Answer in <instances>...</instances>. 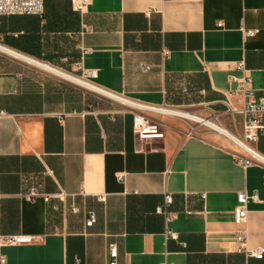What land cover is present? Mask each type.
Segmentation results:
<instances>
[{
  "label": "crops",
  "instance_id": "1",
  "mask_svg": "<svg viewBox=\"0 0 264 264\" xmlns=\"http://www.w3.org/2000/svg\"><path fill=\"white\" fill-rule=\"evenodd\" d=\"M72 2L42 0L40 16L0 17V236L33 238L0 246V256L6 264H107L114 245L116 264H264V255L245 257L232 245L243 232L247 249L264 247L263 168H242L224 139L185 137L184 124L161 117L153 119L162 139L138 150L128 113L9 54L75 75L94 70L104 90L216 114L240 136L241 118L220 101L246 77L253 97L264 98V0H87L81 13ZM253 148L264 156V135ZM30 189L38 196L27 199ZM238 192L256 197L240 225ZM165 195L168 221L154 214Z\"/></svg>",
  "mask_w": 264,
  "mask_h": 264
},
{
  "label": "built area",
  "instance_id": "2",
  "mask_svg": "<svg viewBox=\"0 0 264 264\" xmlns=\"http://www.w3.org/2000/svg\"><path fill=\"white\" fill-rule=\"evenodd\" d=\"M86 4L87 0H73L72 10L74 12L81 13L84 10ZM41 14L42 0H0V17L40 16ZM86 31L87 29L84 28V32ZM255 33V30H246L243 32V36L251 37ZM9 54L16 59L22 60L27 65L33 68L39 69L46 74L55 76L61 81L66 80L62 76H57L53 74L51 69L59 71L60 73H63L65 75H72L76 78H79L82 81L90 84L93 89L123 101V103L120 104L116 102L114 103L122 106L124 108V112L130 115L131 130L138 150L143 149L142 145L144 144V142L162 139V126L153 119V117H161L184 124L186 127V131L184 133L185 137L196 136L199 135L200 131H203L214 134L224 139L233 148V159L238 166L242 168H246L249 166H258L264 169V156L258 153L253 148V144L257 141L258 137L264 135V126L261 124V117L264 115V98L253 97L252 90L249 88L250 80L247 77L240 81L236 89L224 92L223 98L220 101V103L224 107V113L226 115L230 116L231 118H234L235 116H239L241 118V135L235 136L225 130L218 123V115L216 114H212L211 116L205 118L192 114L188 111L164 104L150 105L133 101L97 86L93 82L96 77V72L94 70H80L79 74L73 75L72 73L55 69L54 67L46 63L38 62L36 60L25 58L16 54ZM35 62L40 63L43 68L34 65ZM236 68L242 69V65L237 64ZM143 70H146V67H144ZM91 92L98 94L94 91ZM101 93L98 95L108 99V97L104 96ZM5 116L6 114L2 110H0V119ZM59 122H61L60 119ZM116 179L122 180L123 176L119 175L116 177ZM37 196L38 195L35 190L30 189L26 198L32 199ZM200 198L202 199L203 195H201ZM42 199L44 200V202L48 201V197L46 196H42ZM248 199L256 201L255 195L248 197L244 192H238L236 194V205L234 206L232 211L234 224L240 225L244 222L246 215L245 204ZM96 201L104 202V197L102 195L97 196ZM170 204L171 197L169 195H165L162 199V202L154 208V214L162 216L166 221L170 220L172 218V214L168 211V207ZM72 211L76 213L78 210L76 208H73ZM94 220L95 217L93 212H87L86 219L84 221V227H91L94 223ZM166 236L171 239H176V235L168 230L166 231ZM32 242L33 238L30 236H0V246H19L30 244ZM232 245L236 253L243 254L245 257H251L260 260L264 255V247H258L253 249L246 248L245 234L243 232L235 234L232 241ZM106 257L107 264H116L117 250L114 245H109L107 247ZM0 264H6L5 259L2 256H0Z\"/></svg>",
  "mask_w": 264,
  "mask_h": 264
},
{
  "label": "bare ground",
  "instance_id": "3",
  "mask_svg": "<svg viewBox=\"0 0 264 264\" xmlns=\"http://www.w3.org/2000/svg\"><path fill=\"white\" fill-rule=\"evenodd\" d=\"M0 51H4V50L0 47ZM34 65H36V66H38V67H40V68H43V67L40 65V63H36V62H35ZM44 69H45V68H44ZM51 71H52L53 74H55V75H57V76H62L63 78H65L66 81H70V82H72L73 84H75V85H77V86H79V87H81V88H84V89L89 90V91H94V92H96V93H98V94L101 93L100 91L93 89V88L91 87L90 84H88V83L82 81V80L79 79V78H76V77H74V76H72V75H67V74L65 75V74L60 73L59 71H56V70H53V69H51ZM101 94H103L104 96H106V97H108V98L114 100L115 102H117V103H119V104H120V103H123V101H121V100H119V99H117V98H115V97H113V96H110V95H107V94H104V93H101Z\"/></svg>",
  "mask_w": 264,
  "mask_h": 264
},
{
  "label": "rangeland",
  "instance_id": "4",
  "mask_svg": "<svg viewBox=\"0 0 264 264\" xmlns=\"http://www.w3.org/2000/svg\"><path fill=\"white\" fill-rule=\"evenodd\" d=\"M44 75L48 76V77H52V75H49V74H46L44 73L43 71H41ZM75 75V74H73ZM63 82H66V81H63ZM66 83H69L71 85L72 88H75L77 89L78 91L82 92V93H85L88 97V100H91V101H95V102H99V103H104V104H109V105H112V106H116L119 108L120 111H124V108L122 106H120L119 104H116L114 103L113 101L111 100H108L98 94H95L89 90H85V89H82L80 87H78L77 85H74L70 82H66ZM231 146V145H230Z\"/></svg>",
  "mask_w": 264,
  "mask_h": 264
}]
</instances>
